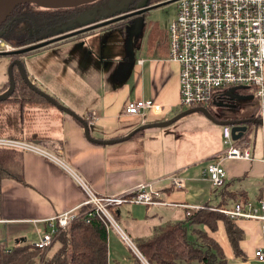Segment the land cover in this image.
Listing matches in <instances>:
<instances>
[{
    "label": "crops",
    "instance_id": "0c3cea01",
    "mask_svg": "<svg viewBox=\"0 0 264 264\" xmlns=\"http://www.w3.org/2000/svg\"><path fill=\"white\" fill-rule=\"evenodd\" d=\"M102 28L109 27L101 25L83 31L77 37L90 36L81 44L62 43L65 72L63 77L58 75L55 81L46 82L49 93L86 121L93 112L96 119L87 123L95 139L124 137L144 123L165 121L182 111L179 65L167 58L166 30L157 27L158 42L145 46L140 37L134 41L137 34L134 28L130 50L122 56L121 44L102 46L91 39L96 37L91 34ZM43 49L47 48L40 50ZM117 52L121 56H115ZM43 70L46 71V66L41 65L38 71ZM241 95L237 89L228 88L214 97L209 109L220 114L225 105L234 106L246 99ZM142 99H153L160 111L143 117L124 113L130 101ZM43 107L29 110L25 121L20 120L19 129L14 127L10 135L33 139L53 159L15 149L14 158L7 160L8 175L0 176V245H31L49 227L50 218L81 206L84 192L67 170L81 176L99 196L116 195L146 182L161 192L164 201L174 204L119 206L116 219L132 242L151 237L154 229L162 225L184 221V212L190 206L227 207L240 196L258 205L264 174L262 144L247 146L252 159L223 157V145L216 138L214 145L205 142L213 134L205 131L202 121L205 115L201 113L187 114L193 117L192 121H199V127L181 123L175 127L172 122L165 127L143 129L127 140L98 144L86 137L81 122L57 107L44 110L41 119L36 110ZM247 127L244 135L253 129ZM216 161L226 171L224 184L217 188L203 172L208 163ZM173 176L181 180L180 188L173 186ZM231 192L236 194L235 198L231 199ZM236 225L243 230L238 242L240 256L234 253L221 221L215 231L196 223L189 228L206 231L220 245L226 264H264L254 255L261 245L259 221L237 219ZM107 233L108 264H144L130 247L125 245L128 251L118 246V240H123L120 233L114 229ZM190 238H196L194 231L189 233Z\"/></svg>",
    "mask_w": 264,
    "mask_h": 264
},
{
    "label": "built area",
    "instance_id": "2783aa9c",
    "mask_svg": "<svg viewBox=\"0 0 264 264\" xmlns=\"http://www.w3.org/2000/svg\"><path fill=\"white\" fill-rule=\"evenodd\" d=\"M175 3L176 16L168 24L166 38L167 58L179 65L180 105H186L187 108L206 107L218 93L228 88H246L258 98L256 117L264 120V0H175ZM158 111L160 106L153 99H142L130 101L124 113L143 117L149 112ZM95 119L92 112L87 122H93ZM230 127L221 126L223 157L252 159L249 148L238 141L240 138L233 139ZM259 127L263 141L261 160L264 165V125L259 124ZM0 147L29 150L53 159L48 152L39 149L37 143L30 139L0 135ZM67 171L83 190L84 200L78 209L50 218L49 227L31 244L36 248L45 249L51 244L59 228L66 227L81 207H88L84 211L86 222L94 214L102 217L107 227L120 233L126 245L144 264H150L121 230L113 211L121 205L174 204L164 201L161 192L154 190L146 182L131 186L116 195L99 196L81 176L74 171ZM203 172L212 186L217 188L224 184L226 171L219 161L208 163ZM171 182L177 188L182 185L176 176L171 178ZM262 185L258 205L247 199H235L230 206L209 208L231 219L258 220L261 228V245L254 250V255L258 261L264 263V174ZM189 208L203 209L206 206Z\"/></svg>",
    "mask_w": 264,
    "mask_h": 264
},
{
    "label": "trees",
    "instance_id": "16d2710c",
    "mask_svg": "<svg viewBox=\"0 0 264 264\" xmlns=\"http://www.w3.org/2000/svg\"><path fill=\"white\" fill-rule=\"evenodd\" d=\"M106 0H96L92 2L106 3ZM128 0L123 11H115L106 15L111 17L116 13L137 9L142 2L147 7L154 4H167L173 0ZM88 4L78 7H67L59 9H47L37 6L33 3L25 2L18 5L6 18V21L0 27V38L11 42L15 48L25 47L31 43H35L47 36H53L63 30L62 28L70 19L69 14L83 8ZM159 6V5H158ZM156 7V6H155ZM97 17L93 22L98 20ZM77 23V22H75ZM87 23H77V27ZM114 25H119L114 23ZM25 26L22 31L20 27ZM149 34L147 41L154 45L158 38V30L155 24L149 25ZM87 31V30H82ZM75 31V33H82ZM75 33L68 34L69 36ZM67 35V37H68ZM60 38V37H59ZM55 37L54 40L59 39ZM53 40V41H54ZM50 42V41H48ZM14 89L12 94L6 99L0 100V135L24 138L18 135L3 134L2 129L5 126L3 117L4 109L14 108L18 111L19 120L24 122L29 110L36 107H54L49 104L43 96L30 89L24 83L23 78L17 73L14 76ZM6 81L0 87V93H3L8 87ZM246 99L237 105H225L220 108V114H214L209 105L206 109L214 117L218 119H252L257 116L258 98L254 96L252 91L246 88L237 89ZM229 107V108H228ZM191 114V113H190ZM249 127L255 128L258 125L248 123ZM256 129V130H257ZM143 131H137L141 133ZM243 146H249L250 139L248 134L238 140ZM14 150L0 147V176H6L7 160L14 158ZM18 179H21L18 177ZM231 199L236 197L235 193L229 194ZM240 200H246L244 196L239 197ZM88 207H81L79 212L74 216L71 222L59 231L53 237L49 246L45 249H39L32 244H20L6 247L0 245V264H108V227L105 219L98 215H92L86 222L84 211ZM117 211H113L116 218ZM184 221H175L167 223L156 229L151 237L139 239L134 243L140 251L141 255L147 259L150 264H226L225 255L218 245L206 231L190 229L192 224L206 225L209 230L215 231L218 222L221 221L226 230L229 243L233 247L234 253L242 255L239 247V241L243 237V230L236 225L237 219H231L221 212L211 210L207 205L203 209H186L184 212ZM196 233V238L189 239L190 232Z\"/></svg>",
    "mask_w": 264,
    "mask_h": 264
},
{
    "label": "rangeland",
    "instance_id": "374dc122",
    "mask_svg": "<svg viewBox=\"0 0 264 264\" xmlns=\"http://www.w3.org/2000/svg\"><path fill=\"white\" fill-rule=\"evenodd\" d=\"M128 0H106V3L100 2V3H89L88 5L84 6L83 8L71 13L68 15L70 18L67 21V26L65 30H68V32L74 31V29H82L85 26H91L93 25V21L98 17L100 18L99 21L107 20L109 18L105 17V15L109 13H113L115 11H123L126 7V3ZM168 0H164L163 2H166ZM140 6L135 10L127 11L128 13H125V15L120 16V19H125L127 17L128 20L122 25H116L112 26L111 28H102L97 30V34H91L96 35V37L91 38L94 39V42L97 44H100L102 46H119L120 44L123 46L121 48L123 52L122 56H125L126 50H130L129 40L132 35V31L134 28L137 29V34L134 36V41L137 39V37H140L142 39L143 44L145 46H149L150 43L147 41L148 32H149V25L155 24L160 29L167 30L168 24L172 18L176 16V3L175 0L168 2L167 4L156 6L152 9H149L145 12L137 14L136 12L139 10ZM117 15H122L123 13H116ZM137 14V15H135ZM135 15V16H134ZM129 16V17H128ZM117 19V18H115ZM112 20V19H111ZM78 21L80 24L91 22L88 24H84L82 26L77 27ZM108 21H106L107 23ZM99 24H104L99 23ZM20 29L23 31L25 29V26L20 27ZM89 35L82 37H77L76 35L70 36L68 40L56 42L51 46H46L45 48L40 50H33L26 52L23 56V63H24V70L25 74L31 81H33L36 85V87L40 90H43L47 93H49V89L46 87V82H53L56 80V76L63 75L65 70L63 68L62 64V49H60V46L63 42H66V44H81L82 41H85V39H88ZM157 40H155L154 44ZM158 42V41H157ZM59 43V44H58ZM64 44V43H63ZM66 45V46H67ZM134 45H132L133 47ZM62 47V46H61ZM14 45L6 40H3L0 38V51H6L14 49ZM115 56H121L119 52ZM9 57L5 55H0V87L8 80V66H9ZM41 65L46 66V71H38ZM58 71V72H57ZM54 72V73H52ZM63 77V76H62ZM64 93V91H62ZM52 93V92H51ZM50 94V93H49ZM52 96V94H50ZM187 106H179L180 110H186ZM49 109V107H43L37 112V115L39 114H45L43 111ZM36 115V113H35ZM3 117L5 121V126L2 128L4 129L3 134H10L12 133V130L16 126L19 129V116L18 111L14 108L4 109L3 111ZM203 118V126L206 132H209V134H213V137L206 140V143H210L211 145H214L213 141L214 138H216V142L222 143V128L220 125L214 124L212 121H210L206 116ZM193 117H190V115L186 114V117L180 118L173 122L176 126L180 125H186L191 126V128H195V126L199 127L200 123L199 121H192L194 119H191ZM42 119V116H41ZM257 127L253 128L252 131L248 134L251 144L257 143L262 144V136L260 129ZM219 134V135H218ZM218 135V136H217ZM217 137L219 139H217ZM33 140V139H31ZM252 200V199H251ZM254 201V200H253ZM119 227L121 230L128 236L130 241L132 242L133 239H131V236L124 231L123 226L121 222L117 219ZM113 228H109L108 230L111 232ZM119 247H122L123 249H126L129 251L128 247H126V243L124 240L119 239L117 242Z\"/></svg>",
    "mask_w": 264,
    "mask_h": 264
},
{
    "label": "water",
    "instance_id": "95a60500",
    "mask_svg": "<svg viewBox=\"0 0 264 264\" xmlns=\"http://www.w3.org/2000/svg\"><path fill=\"white\" fill-rule=\"evenodd\" d=\"M95 1L96 0H0V27L6 21V18L10 15V13L18 5L24 4L25 2L33 3L37 6L39 5L43 8H47V9H53V8L59 9V8H67V7H77V6H81L83 4H89V3H92ZM160 4L161 3H157V4H154L153 6L147 7L145 5V2H142L140 4L139 10L136 13L139 14L140 12H144L146 10L152 9L155 6H158ZM119 19H120V17H119ZM103 23L106 24V22H103ZM97 26H101V24L96 23V25L85 26L80 31L90 30V29L96 28ZM131 38H132V35H131L130 40H129V45L131 43ZM46 43H47V41H41L39 43L30 44V45H27L25 47L14 48V49H11V51H7V50L6 51H0V55H5V56L11 55V54L18 55V56L24 55L26 52L36 50L39 47L46 45ZM13 65L17 66L20 77L23 78L24 83L27 84V86L30 89H32L33 91L38 93L40 96H43L44 99L49 104L57 107L58 109H60L63 112L71 115L73 118H75L79 122H81V124L83 126V132L85 133L86 137L90 141H93V142L98 143V144H100V143L101 144H112L116 141L127 140V139H129L130 136L135 134L137 131H143V129L151 128V127L157 128V127L168 126V125L172 124V122H174V121H176L182 117H185L186 114H190V113H201V114L205 115L214 124L216 123L217 125H220V126H222V125H228L229 126L230 125L233 139H239L244 135V132H246L248 130V127H247L248 123L253 124V125H258V124L264 125V120H262L259 117L258 118L255 117L252 119H246V118H244V119H229V120L218 119V118L214 117L212 114H210L209 111L206 109V107L200 106V107L186 108V110H183V111L176 113L173 117H171L170 119L165 120V121H159L157 123H144L143 125L132 130L128 135H126L124 137L114 138V139H110V140L95 139L90 135V133L88 131V123H87L86 119L84 120L78 114H76L71 108L67 107L63 103H60L56 98L51 96L49 93L38 89L32 83V81L29 79V77H27V75L25 74L24 64L21 62V60L19 58L13 59L8 66V77H9L8 78V88L3 93H0V100L6 99L7 97H9L12 94V90L14 89V78L12 77ZM231 89H238V88H231ZM228 94H230V92H228Z\"/></svg>",
    "mask_w": 264,
    "mask_h": 264
},
{
    "label": "flooded vegetation",
    "instance_id": "af4514ba",
    "mask_svg": "<svg viewBox=\"0 0 264 264\" xmlns=\"http://www.w3.org/2000/svg\"><path fill=\"white\" fill-rule=\"evenodd\" d=\"M78 7V6H77ZM147 11V10H146ZM145 12V11H144ZM123 14L122 15H117V14H115V15H111V17H107V18H109V19H107V20H103V21H99V19L98 20H96L95 22H93L94 24L93 25H96V23H102V22H106V21H108L106 24H103L104 26H107V27H109V28H111L112 27V25L114 24V23H117V24H119V25H122V24H124L125 22H126V20H128L127 19V17H125V19H119V17L120 16H123V15H125V13H128L127 11H125V12H122ZM140 13H142V12H140ZM110 14V13H109ZM108 15V14H107ZM106 16V15H105ZM135 16V15H134ZM129 17V16H128ZM115 18H117V19H115ZM112 19V20H111ZM77 23H79L78 21H76ZM102 25V24H101ZM66 26L67 25H65L62 29L63 30H65V28H66ZM114 26H116V25H114ZM81 29H77L76 28V30L74 29V31H71V32H68V30H65V31H62V32H60V33H58V34H54L53 36H47V37H44V38H42V39H39V41H37V42H35V43H31V44H36V43H39V42H41V41H47V43H46V45H43V46H41V47H39V48H43V47H46V46H51V45H53L54 43H56V42H61V41H65V40H68V38L70 37V36H74V35H76V36H79V35H81L82 33H83V31H82V33H75V31H80ZM70 33H75V34H72V35H68V34H70ZM132 34H133V31H132ZM67 35H68V37H67ZM55 37H60L59 39H57V40H54V38ZM52 40V41H51ZM54 40V41H53ZM48 41H50V42H48ZM39 48L38 49H36V50H39ZM9 51H11V50H9ZM25 55V54H24ZM24 55H13V54H11V55H6L7 57H9V61H8V63L10 64V62L13 60V59H15V58H19L20 60H21V62L23 61V56ZM23 63V62H22ZM24 64V63H23ZM17 73H19V71H18V68H17V66L16 65H13V67H12V77L15 75V74H17ZM14 78V77H13ZM7 82H8V80H7ZM8 87V86H7Z\"/></svg>",
    "mask_w": 264,
    "mask_h": 264
}]
</instances>
